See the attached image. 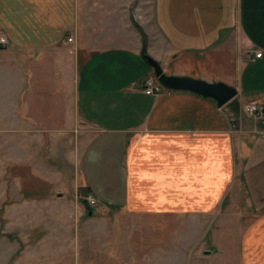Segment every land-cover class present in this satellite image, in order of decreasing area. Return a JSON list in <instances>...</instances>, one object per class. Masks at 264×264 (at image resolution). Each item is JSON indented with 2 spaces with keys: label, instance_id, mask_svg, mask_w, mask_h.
I'll use <instances>...</instances> for the list:
<instances>
[{
  "label": "crops",
  "instance_id": "obj_1",
  "mask_svg": "<svg viewBox=\"0 0 264 264\" xmlns=\"http://www.w3.org/2000/svg\"><path fill=\"white\" fill-rule=\"evenodd\" d=\"M134 2L91 1L83 19L78 0H0L8 42L0 47V100L9 121L22 123L29 178L9 204V264H40L45 249L77 235L87 206L42 188L74 182L45 166L47 145L97 210L214 219L211 246L194 248L192 260L264 264V111L253 118L241 110L264 108V0H153L148 25L132 19ZM142 53L166 75L223 82L237 95L219 108L186 91L145 94L152 69ZM34 232L41 236H24Z\"/></svg>",
  "mask_w": 264,
  "mask_h": 264
},
{
  "label": "rangeland",
  "instance_id": "obj_2",
  "mask_svg": "<svg viewBox=\"0 0 264 264\" xmlns=\"http://www.w3.org/2000/svg\"><path fill=\"white\" fill-rule=\"evenodd\" d=\"M91 1L102 2V0H78L83 19L86 4H91ZM152 4L153 0H135L130 11L132 19L142 25H148ZM150 77L156 79L153 70ZM45 126L47 125H43ZM48 126L56 127L58 123L52 122ZM22 128L21 122L9 121V103L7 100H0V264H9V225L12 224L9 223V204L27 192L25 184L27 180L29 181L21 151ZM83 130L84 127L79 122L75 129L77 135L80 136V131ZM55 154L54 146H44L41 149V160L55 174L60 170L62 174L68 172L67 178L62 182L70 184L73 178L77 183L75 175L73 176V167L68 166L66 169L63 156L59 157ZM74 182L72 186H61L58 181L46 182L42 186L44 191L49 190V194L57 192L75 195L80 202L85 200L87 206L81 203L84 212L78 215L77 235L72 239L64 238L61 248L45 249L44 253L39 255L40 264H197L191 259L190 252L194 248L196 251L199 248L198 251L201 253L211 246L210 229L214 227V219H206L203 223L192 218L119 216L116 212H112V209L97 210L96 206L89 207L86 198L90 196L85 195L80 185ZM48 220L50 222L53 219ZM205 228L206 232H204ZM12 236L17 237L15 234ZM24 236H30L29 238L33 240L41 235L34 232ZM42 236H45V248L51 247L52 235ZM199 242L202 244L198 247Z\"/></svg>",
  "mask_w": 264,
  "mask_h": 264
},
{
  "label": "water",
  "instance_id": "obj_3",
  "mask_svg": "<svg viewBox=\"0 0 264 264\" xmlns=\"http://www.w3.org/2000/svg\"><path fill=\"white\" fill-rule=\"evenodd\" d=\"M145 64L153 70L158 83L171 91H186L203 98H209L221 108L228 104L237 95V90L223 82H206L188 76H168L163 73L160 65L145 53L141 54ZM90 215V213H89Z\"/></svg>",
  "mask_w": 264,
  "mask_h": 264
},
{
  "label": "built area",
  "instance_id": "obj_4",
  "mask_svg": "<svg viewBox=\"0 0 264 264\" xmlns=\"http://www.w3.org/2000/svg\"><path fill=\"white\" fill-rule=\"evenodd\" d=\"M67 43H72L73 38L67 37ZM8 45L7 39L4 35L0 33V47H6ZM254 59H259L262 57V53L260 51L254 53ZM141 90L145 94L149 95H158L162 90L163 87L158 83V81L154 78H147L142 83ZM242 112L248 116L253 118H258L262 116L264 108L259 104L249 103L245 104L241 108ZM231 130H236V126L233 124L231 125ZM86 201L89 207H94L96 205V201L92 197H87Z\"/></svg>",
  "mask_w": 264,
  "mask_h": 264
},
{
  "label": "trees",
  "instance_id": "obj_5",
  "mask_svg": "<svg viewBox=\"0 0 264 264\" xmlns=\"http://www.w3.org/2000/svg\"><path fill=\"white\" fill-rule=\"evenodd\" d=\"M89 212H91V211H89Z\"/></svg>",
  "mask_w": 264,
  "mask_h": 264
}]
</instances>
